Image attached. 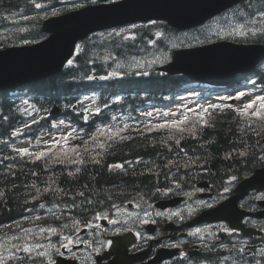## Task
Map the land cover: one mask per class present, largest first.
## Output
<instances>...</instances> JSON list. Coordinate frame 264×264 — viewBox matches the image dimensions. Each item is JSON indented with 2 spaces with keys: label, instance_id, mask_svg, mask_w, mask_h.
I'll return each instance as SVG.
<instances>
[{
  "label": "trees",
  "instance_id": "trees-1",
  "mask_svg": "<svg viewBox=\"0 0 264 264\" xmlns=\"http://www.w3.org/2000/svg\"><path fill=\"white\" fill-rule=\"evenodd\" d=\"M42 2L43 6L46 3V13L49 8L51 12L72 8L52 9L60 4L52 0H0V29H4L0 34V48L19 39L40 40L44 37L40 29ZM37 4L40 7H36ZM250 6L253 8L248 16L263 12L264 0H252L241 8L242 13ZM37 12L40 13L38 17L26 20L29 14ZM130 33L94 36L93 44L91 36L87 39L86 50L76 57L74 65L35 82L39 88L33 92L48 94L49 107L59 105L64 99L79 100L86 93L92 94L89 90L92 87L85 80L92 74L103 73V68L111 67L110 63L114 61L122 64V73L117 72L105 80L103 85L107 88L142 90L150 94L178 90L177 84L186 81L184 76H170L153 69L147 75L140 71L136 75L131 71L130 63L144 55L169 58L175 46L184 41L182 34L164 23L141 25ZM111 69L116 71L114 66ZM263 80L264 77H258L256 82ZM108 98L104 97L105 100ZM129 106L134 108V103L129 102ZM17 108L16 104L15 110ZM19 115L4 101V93H0V230L3 231L21 224V217L31 215L41 206L51 210L43 212L46 224L51 220L60 226L66 217L69 223L73 220L84 223L86 215L105 207L139 197L155 199L157 188H167L168 183L187 185L205 177L220 184L224 179L244 176L251 168L264 165V120L250 122L246 114L241 116L231 108L212 110L182 126L174 124L182 128L175 129L168 137L163 132L160 136L130 133L121 144L94 156L92 131L80 141L79 150L54 151L42 147L24 155L14 152L6 146L5 140L11 131L18 130L22 122ZM133 116L132 125L136 126L138 119L135 114ZM53 120L48 122L52 124ZM193 126L199 128L190 129ZM118 164L122 167H116ZM108 166L118 170L108 169ZM55 208L57 211H53Z\"/></svg>",
  "mask_w": 264,
  "mask_h": 264
},
{
  "label": "flooded vegetation",
  "instance_id": "flooded-vegetation-1",
  "mask_svg": "<svg viewBox=\"0 0 264 264\" xmlns=\"http://www.w3.org/2000/svg\"><path fill=\"white\" fill-rule=\"evenodd\" d=\"M253 170L254 168H251L244 173V176H240L235 185ZM227 179L220 184H214L211 179L205 177L187 185L176 182L167 189L166 193H164L166 189L157 188L159 197L170 198L180 195L183 200L185 199L184 202L189 201L183 209L179 206L160 212L145 207L146 210L139 213L123 208L101 216H92L89 218L92 224L87 226L77 220L70 223L67 221L69 226L66 227L71 228L69 232L75 237V244L66 249L65 239L60 240L57 235L55 237L57 241L53 244L59 246V249L47 248L45 251L47 258L43 254L44 258L56 261L58 252L62 251L60 255L65 258L61 264H71V260L74 259L78 264H97L96 255L111 245L113 237L133 231L136 238L128 249L127 257L139 255L140 258H131L127 264H149L159 252H162L165 258L160 262L156 261V264H264V219L244 218L247 227L259 232L251 237H243L240 232L231 230L225 223L194 224V220L202 210L215 206L229 195L225 189L235 181L230 182ZM201 180H205L208 187L197 188V182ZM204 195L209 197L202 198ZM262 200L264 201L263 193L250 191L240 201V207L248 212L264 210L260 205ZM137 207L139 210L143 209L142 205ZM144 220L148 222L145 223ZM149 224L152 226L150 227ZM78 225L81 231L77 230ZM63 233L60 231V236L63 237ZM96 244L101 247L99 252H96ZM90 250L92 254L88 252ZM17 257L20 259L13 264H38L39 260L22 252Z\"/></svg>",
  "mask_w": 264,
  "mask_h": 264
},
{
  "label": "water",
  "instance_id": "water-1",
  "mask_svg": "<svg viewBox=\"0 0 264 264\" xmlns=\"http://www.w3.org/2000/svg\"><path fill=\"white\" fill-rule=\"evenodd\" d=\"M238 0H121L109 4L88 6L79 13L57 19L52 24L44 22V28L54 32V40H48L47 47L41 49L10 48L0 52V87L15 86L33 78L30 72L33 65L41 70V64L30 59L42 56L46 63L59 67L72 53L79 37L89 31L110 28L116 25L150 19H168L175 27L196 24L211 17ZM92 13V17H87ZM84 16V17H83ZM97 17L94 19L93 17ZM73 17H81L84 25L78 22L72 31L68 26ZM48 23V25H47ZM61 50H64L59 54ZM253 50L248 46L213 44L196 48L193 51H174L172 61L158 67L169 73L183 72L194 80L220 82L235 69L250 65ZM30 58V59H29ZM264 175V173H262Z\"/></svg>",
  "mask_w": 264,
  "mask_h": 264
},
{
  "label": "rangeland",
  "instance_id": "rangeland-1",
  "mask_svg": "<svg viewBox=\"0 0 264 264\" xmlns=\"http://www.w3.org/2000/svg\"><path fill=\"white\" fill-rule=\"evenodd\" d=\"M44 6H46V3L44 4ZM63 7H73V4L61 3L58 6L53 7L52 9L63 8ZM252 8H253L252 6H250L248 8V11L246 12L247 14L245 13V11L242 13L243 14V17H244V19H242V21H243L244 25L247 24L246 26L248 27V29L245 30L243 26H241V25L240 26L239 25H235L237 23H234V24H232L231 22H228L227 23V22H225V20H223V23H221V27H220L222 29H219V24H216V26H218V29L213 25V28L217 30L215 32V35L216 36H210L209 38H219L222 35V33L225 32V31H227L226 33H228V34H231V32L236 33V34H241V33H244V32H247V33H250V32L255 33L257 30L264 29V12H260V14L258 13L257 14L258 16H256V19H255V17H253L254 14H252L251 16H248V14H250ZM261 9H264V8H261ZM39 14L40 13L37 12V13L29 14L28 15V18H26V16H23V17H25L26 20H30V19H32L33 16H35V17L37 15L39 16ZM23 17H20V18L22 19ZM257 18H259V19H257ZM15 19L17 21V18H15ZM250 24H253V25H250ZM15 26H18V25L15 23ZM2 31H4V29H0V34H1ZM228 31H231V32H228ZM22 33H24V32L22 31ZM223 35H225V34H223ZM19 36L20 35H18V37ZM156 56L157 55H153V54L151 56L144 55V56L140 57L139 59H135L134 62L132 61L130 63V66L133 65L135 68H139V67L141 68V67H144L145 65L151 66L152 65V61L155 59ZM120 65H122V64H120ZM78 67H79V65H78ZM250 79H252V78H250ZM250 79H248V82L249 83H251ZM247 99H248V97H247ZM193 103L194 102H192L191 99H185V100L179 102L175 107H171L170 109L174 113H177L178 107L179 106H182L183 109H184V111L182 113L176 114V116H181L184 113H188L187 111H188L189 107H191L193 105ZM146 111H148V113H151V114L154 111H158L157 114H159V113L162 112L160 108L157 109L154 106H150L149 109H147ZM29 143H30L29 140H24V141H21V142L18 141V143H16L14 146L15 147H28ZM139 198L142 200L141 197H139ZM148 201H149V199H147L146 202H148ZM8 247H10L13 250L14 253H17L18 247L16 246V244H13V245L8 246Z\"/></svg>",
  "mask_w": 264,
  "mask_h": 264
},
{
  "label": "bare ground",
  "instance_id": "bare-ground-1",
  "mask_svg": "<svg viewBox=\"0 0 264 264\" xmlns=\"http://www.w3.org/2000/svg\"><path fill=\"white\" fill-rule=\"evenodd\" d=\"M56 2H58V1H56ZM60 3V2H59ZM61 4V3H60ZM70 10V9H69ZM65 12V11H64ZM84 17V16H83ZM87 17H92V13L91 14H88V16ZM79 18H81V17H73L72 19H74L73 20V22L71 23V24H69V25H67L68 26V28H69V30L70 31H72V30H74L75 28H76V26L78 25V22H80V24L81 25H79V26H82V25H84L85 23H84V20H78ZM94 19H97V17L95 16V17H93ZM65 20V19H64ZM64 50H61L60 52H59V54L60 53H62ZM54 67H57V66H54ZM47 77H50L49 75H47V76H45L44 77V79L45 78H47ZM21 87H24L25 86V84H23V83H20L19 84ZM83 97V96H82ZM82 97L79 99V100H81L82 99ZM54 105H57V104H54ZM53 106V105H52ZM56 122V120L54 119L53 120V122H52V124H54ZM118 165H120V164H118ZM258 167H264V165H262V166H258ZM121 168V167H120ZM257 168V167H256ZM156 199H157V197L155 198V199H153V201H156ZM48 210V209H47ZM51 211V210H50ZM50 211H48V212H50ZM80 223H82V222H80ZM66 225H67V223H66ZM69 226V225H68Z\"/></svg>",
  "mask_w": 264,
  "mask_h": 264
},
{
  "label": "snow or ice",
  "instance_id": "snow-or-ice-1",
  "mask_svg": "<svg viewBox=\"0 0 264 264\" xmlns=\"http://www.w3.org/2000/svg\"><path fill=\"white\" fill-rule=\"evenodd\" d=\"M36 7H40V5L37 4ZM69 63H71V61H69ZM103 78L104 77H102V79ZM89 79H91V77H89ZM258 99H260L262 102H264V97H258ZM254 104H255V101H252V102H250L249 104L246 105V108H252ZM262 107H264V104H262ZM253 114L254 115H264V112H255ZM116 167H120V165H117ZM25 251H27V249H25Z\"/></svg>",
  "mask_w": 264,
  "mask_h": 264
}]
</instances>
